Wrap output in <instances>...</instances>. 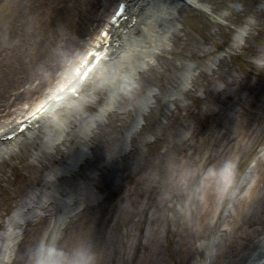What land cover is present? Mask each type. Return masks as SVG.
Instances as JSON below:
<instances>
[{
    "label": "bare ground",
    "instance_id": "bare-ground-1",
    "mask_svg": "<svg viewBox=\"0 0 264 264\" xmlns=\"http://www.w3.org/2000/svg\"><path fill=\"white\" fill-rule=\"evenodd\" d=\"M101 1L113 7L84 52L66 71L72 48L58 51L48 70L53 76L63 72L57 83L26 102L28 110L15 100L16 115L2 118L0 152L8 148L4 135L73 84L74 69L87 52L109 47L117 56L103 67L108 69L123 60L126 38L136 34L144 59L131 66L97 116L85 113L97 102L104 70L89 75L98 78L93 91L72 105L93 101L80 105L62 138H50L48 146L41 137L17 143L20 154L11 173L0 175V223L3 212L16 209L7 218L11 228L0 236L3 244L11 235V251L2 250L0 263L264 264V85L256 83L240 99L235 83L219 73L235 61L264 77V48L247 53L239 47L244 34L264 30V0H163L168 5L162 17L153 9L162 0H119L122 14L138 19L132 26L111 23L117 0ZM121 29L128 31L122 36ZM103 30L108 35L101 37ZM145 37L152 43H144ZM121 38L124 45L116 47ZM72 105L54 117L71 112ZM203 107L211 112L197 125L193 113ZM85 123L91 124L80 135L77 126ZM251 155L259 157L245 183L226 195ZM68 159L70 170L50 174ZM221 198L218 219L224 221L212 223ZM181 209L191 224L170 237V221Z\"/></svg>",
    "mask_w": 264,
    "mask_h": 264
},
{
    "label": "rangeland",
    "instance_id": "rangeland-1",
    "mask_svg": "<svg viewBox=\"0 0 264 264\" xmlns=\"http://www.w3.org/2000/svg\"><path fill=\"white\" fill-rule=\"evenodd\" d=\"M167 5L162 0L156 2L153 9L160 17L161 12L167 9ZM111 7H113L112 3L107 6L101 0H0V122L2 118L12 115L11 120L16 115L12 113L15 100H20L24 109L28 110L26 102H31L32 99L39 97L41 94H46L50 90V84L54 83L53 85H55L57 83V79L63 72L59 71L58 74L53 76V73H49L48 70L51 62L58 57L57 54L60 53L58 51L65 50L67 47L72 48L74 56L73 58L70 57L66 63L65 68L67 71L72 59L77 58L84 52L90 35L93 37L96 34L98 26L102 23L101 20L104 19L107 10ZM243 36L239 47H244L247 53L250 50L264 48V30L262 33L252 32L250 35L244 34ZM145 38L144 43H152L151 37ZM79 40H83L84 44L76 45ZM139 42L140 39L136 34L132 37L128 36L126 43H128L129 49L123 56V60L110 65L107 67L108 69H103V76L100 77L101 82L98 84L97 91H95L97 102L91 103L90 111L88 110L85 113L89 117L97 116L107 100L106 98L109 99L115 96L118 84L130 73L131 66L142 62L144 54L140 52L141 48L136 45ZM156 43L159 45L160 39L156 40L153 46ZM115 60L116 58L110 62ZM219 73L229 77L230 84L235 83L232 88L236 95L240 96V99L247 95L248 92L246 91L256 83L261 82L264 85V77L246 71L235 61L222 66ZM223 87L225 86L222 84L219 88L223 89ZM88 91L85 93H90L93 90L90 88ZM87 100L83 99L74 106L70 104L72 109H70V113L68 112L69 114H61L57 118L54 115L51 116L40 127L33 130L32 136L25 137L26 140L23 142L32 143L33 139L37 140L38 137H41L42 140H46L45 143L48 146L50 138H62L65 129H68L69 121L78 111L80 105L93 101L88 102ZM70 106L62 108L58 113L63 112V109L70 108ZM198 110L200 109L194 110L193 113L194 123L197 125L200 122L204 123L210 115L209 112H211V109L208 110L207 108L206 110L205 107L201 108L200 111ZM103 118H106V114ZM90 124L85 123L77 126L79 134L84 133ZM216 131V129L210 131L208 135L210 142L215 139ZM261 140L264 141V134ZM16 145L8 152V154L10 153L9 156L7 154L1 155V157H4V162L0 165V175L3 177L11 173L10 170L20 154L18 149L21 143L17 147ZM79 156L80 153L77 152L73 159L77 160ZM258 157L251 155L249 162L246 165L242 164L235 182L225 188L226 195L231 194L238 186L245 183L243 180L249 174L250 168L257 162ZM71 163L72 159H68L63 165H54L50 174L70 170ZM219 201V207L211 219L212 223L224 221L218 219L224 200L221 198ZM15 210V208H10L7 212H3L5 217L3 218L4 222L0 223V236L4 235L5 230L11 228L10 222L7 223V218L14 215ZM20 211L26 213L27 209L23 208ZM28 216H34L32 219L36 218L34 214H28ZM170 224L171 231L169 234L171 237L178 235L181 227L184 228L185 225H190L191 222L189 216L181 209L179 213L173 214ZM8 238H11V235L8 234L7 236L6 233V239H4L3 244L0 243V254L4 249L8 254L10 253L11 249L7 247ZM9 261L4 259L3 263L6 264Z\"/></svg>",
    "mask_w": 264,
    "mask_h": 264
},
{
    "label": "snow or ice",
    "instance_id": "snow-or-ice-1",
    "mask_svg": "<svg viewBox=\"0 0 264 264\" xmlns=\"http://www.w3.org/2000/svg\"><path fill=\"white\" fill-rule=\"evenodd\" d=\"M122 11H123V6L119 2V0H117L116 7L112 10V13H110V15L112 16L113 19H115L118 15L122 14ZM107 35H108L107 32H101V37L107 36Z\"/></svg>",
    "mask_w": 264,
    "mask_h": 264
}]
</instances>
